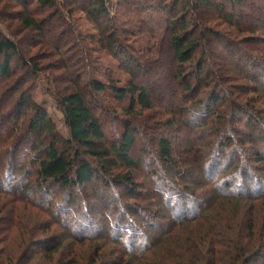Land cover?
<instances>
[{"label":"rangeland","instance_id":"rangeland-1","mask_svg":"<svg viewBox=\"0 0 264 264\" xmlns=\"http://www.w3.org/2000/svg\"><path fill=\"white\" fill-rule=\"evenodd\" d=\"M29 1L28 8L35 19L43 20L51 12ZM77 1L78 7L90 4L87 0ZM174 1H108L113 19L110 26L119 41L115 53L121 59L119 52L124 49L140 67L135 68L137 73L130 74L116 60L115 53L105 49L98 32L77 8H73L76 12L72 19L68 18L76 40H66L69 27L65 25L63 29L54 27L47 37L39 38L23 31L16 20L15 14L22 7L11 0H0V32L8 38L15 35L25 57V61L19 57L12 60L11 77L6 79L0 74V165L8 168L4 176L6 184L12 177L10 182L14 187L24 190L33 186L26 196L35 192L31 205H16L19 213L14 222L19 223L20 229L17 225L7 226L9 217L5 214L3 200L9 197L0 199V242L6 240L0 243V264L6 260L8 252L12 256L5 261L8 264H89L95 253L99 257L98 264L121 261L120 254L127 248L113 239L110 227L115 220L120 227L135 223L138 236L135 249L145 253L153 245L151 241L175 227L167 228L176 213L175 208L178 213L183 210L182 213L192 216L201 213V206L194 201H206L205 197L212 195L214 187L210 181L214 172H223L214 182L228 178L237 185L244 181L243 172H246L247 180L253 178L252 186L248 183L246 187L254 193L258 188L264 190V161H257L258 155L264 159V64H257L264 63V0L243 2L233 20L231 0H210L215 6L213 9L193 8L192 0H183L171 16H180L189 4L186 25L199 42L194 61L187 64L183 72L172 59L170 35L163 24L167 14L157 8L159 2L169 6ZM182 29L183 25H179L178 30ZM61 33L64 36H60ZM59 36L58 48L63 50L60 56L64 62L59 61L52 47H56L55 39ZM148 46L155 49L153 54ZM32 65H36L37 70ZM199 71H202L200 79L195 78ZM251 76H256L259 82ZM135 77L138 87L156 91L150 110L136 107L132 111L130 99L120 102L114 94L112 85L117 89L127 88ZM93 82L102 83L106 90L97 93L91 86ZM185 84L193 89L187 91ZM78 87L82 88L92 112L102 121L106 142L117 145L130 129L135 139L129 157L138 167L130 169L115 160L117 166L108 168L110 173L105 172V177L99 176L91 184L68 192L57 185L36 186L39 160L51 143L45 139L40 150L42 143L30 134L35 117L31 105L40 106L48 114L59 141H68L71 135L57 98ZM214 92L224 98L222 106L213 105ZM24 98L28 99L29 107L23 108L20 114L18 109ZM221 135L225 136L219 140ZM161 138H167L172 144L171 167H166L160 159L157 144ZM59 141L57 147L61 148ZM216 156L220 157L212 170L211 166L206 168ZM91 162L96 168H103L98 161ZM229 165L233 167L229 169ZM240 167L245 170L239 175L236 170ZM127 174H131L138 188L136 197L129 196L125 187L112 182L114 177ZM165 186L174 196L170 201L174 211L157 195ZM192 189L197 199L192 196ZM21 196L26 197L23 192ZM70 198L73 204L67 205ZM110 215H116V219L111 221ZM77 222L95 228L76 230L73 225ZM87 230L91 234L101 233L102 238L85 241L83 246L76 243V232ZM122 231L115 237L125 241L129 235L125 237ZM53 239L62 240L64 247L50 261L45 249L35 246ZM145 240L149 242L146 244ZM167 246V242L161 241L150 254L163 252ZM73 258L75 263H71ZM124 260L129 261L127 257ZM257 264H264V260Z\"/></svg>","mask_w":264,"mask_h":264},{"label":"trees","instance_id":"trees-1","mask_svg":"<svg viewBox=\"0 0 264 264\" xmlns=\"http://www.w3.org/2000/svg\"><path fill=\"white\" fill-rule=\"evenodd\" d=\"M16 6L22 7L20 12L15 14L16 20L20 23L23 31L31 34H36L39 38L47 37L52 29H63L64 25L69 27L67 29L68 35L66 40H74L73 28L68 24V18H71L75 14L73 8H77L79 12L85 15L88 23L95 28L98 32L99 40L104 45L108 52H114L118 49L117 35L114 28H111V11L109 8V0H87L90 4L87 7L79 6L77 0H68L63 2L61 0H32L36 3L39 9L51 11L49 15L43 20H37L33 17L32 12L29 10L30 1L11 0ZM183 0H175L174 3L169 6H164L161 2L158 3V7L161 13L167 14V20L163 23L166 27L167 33H169V48L173 61L179 66L180 72L185 70L187 64L194 61L195 54L198 50V40L193 38V34L188 31L187 18L185 17L186 5L183 14L177 17H172V13L183 2ZM247 0H231L234 3L232 9L231 20L236 17V10L239 6ZM18 2H20L18 4ZM194 2L191 7H199L205 9L215 8L214 4L210 0H192ZM219 13L221 8L218 6ZM184 16V18H183ZM182 17V18H180ZM72 19V18H71ZM179 25H183L182 30H178ZM60 36H64L61 33ZM60 36L57 38L56 47H53L54 52L60 57L59 61L64 62L65 59L60 56L63 51L58 48L60 42ZM14 37H16L14 35ZM14 37L8 38L2 32H0V74L2 77L8 79L13 74L12 60L15 57H19L22 61H25V57L22 56L21 45ZM93 38V37H92ZM76 40V39H75ZM94 40V38L92 39ZM149 52H154L153 48L147 47ZM118 54L115 53L114 57L119 60L122 67L126 68V72L135 74L138 71L135 68L140 69L137 62L132 55L127 54L124 49L120 50ZM152 52V54H153ZM33 60V57L31 58ZM256 60V59H255ZM27 61V60H26ZM254 62H257L254 61ZM28 62H26L27 64ZM30 64V62H29ZM257 64H264L263 62H257ZM242 65V64H240ZM37 70L36 65H32ZM137 66V67H136ZM37 72V71H36ZM202 71H199L195 78L199 77ZM254 80L259 82L260 79H256V76H251ZM260 78V77H259ZM251 79V81L253 80ZM138 79L135 77L128 84L127 88L117 89L115 86H111L114 89L115 96L120 102H125L130 99V110H134L136 107H140L142 111L150 110L154 101V93L150 92L145 87H138L136 82ZM201 81V80H199ZM202 82V81H201ZM94 91L97 93H103L106 90L105 85L98 82L91 83ZM261 87V86H260ZM264 88V84L262 86ZM185 89L191 91L193 88L190 84H185ZM211 101L215 107L222 106L225 103L223 97L220 94L214 92ZM28 99L24 98L21 106H19V113H22L23 108L29 107ZM57 102L61 108L64 116V121L67 129L70 132L71 138L68 141H59L56 134L55 125L48 114L42 110L38 105L32 104L31 108L34 111L35 117L31 121L30 134L37 137L40 145V150L44 147L45 139H49L50 145L46 150L43 158L39 160V168L37 170V182L36 186H60L65 192L72 190L75 187L82 188L92 183L95 179L105 177L104 173H110V167H116L117 162L130 169L137 168L138 164L133 162L129 157L131 147L134 143L135 136L127 129V131L120 138V142L117 145H112L105 140L104 126L102 121L92 112L90 109L88 100L83 93L82 88L78 87L74 92L65 94L57 98ZM242 112V111H239ZM240 115V114H238ZM219 118L222 116H218ZM170 125V124H169ZM219 134V133H218ZM226 135V134H225ZM225 135L218 137L219 140L224 138ZM228 135V134H227ZM228 138L226 141L228 143ZM61 144V148L57 147V143ZM226 143V142H225ZM74 149L73 153L70 152ZM157 149L160 155V159L163 161L166 167H171L173 162V149L172 144L167 138H161L158 141ZM39 150V151H40ZM38 148L35 149V152ZM209 152L208 154H210ZM207 155V154H206ZM220 156H216L211 165L208 164L206 168L212 170L213 165L216 163ZM91 160L98 161L100 166L96 168ZM116 160V161H115ZM258 162H263L264 159L260 155L257 158ZM233 167V165H229ZM8 168L0 165V199L9 197L8 200H3V208L5 214L9 217L7 220V226L11 228L20 225L15 224V219H18V203L29 204L33 202L31 196L35 192H32L30 197L26 196L27 192H31L32 187L26 189H20V187L12 186L11 179L7 184L4 182V176L8 173ZM245 170V168H237L239 175ZM207 171V169H205ZM247 171V170H246ZM225 172V171H224ZM228 172V169L226 170ZM209 173V172H208ZM223 172H214L211 174L213 177L210 181L213 183L214 190L210 197H205L206 201H194V204H199L201 213L188 215L176 213L172 215V222L168 223V227L174 226L172 229H167V233L160 234L159 238H156L152 242V246L145 250V253H138L135 249L136 242L138 240L137 229L135 223L128 222L127 226L120 227L119 223L112 222L111 229L113 239L115 242L122 244L127 250L120 254L123 260L110 262L111 264H257L258 261L264 260V190L251 192V188H247L246 185L253 183V178L248 179V173L243 172V182L237 185L228 178H220L217 183L214 182L215 178ZM237 173V172H236ZM15 177V176H13ZM218 179V178H217ZM223 179V180H222ZM227 179V180H226ZM257 179V178H255ZM112 182L118 187H125V190L131 197L138 195L137 186L133 182L131 174L123 175L120 177H114ZM5 183V184H4ZM250 186V187H251ZM35 188V187H34ZM164 190L160 191L157 195L162 203L168 205L170 210H173L170 206V201L174 197L171 192H168V188L163 187ZM20 190H22L20 192ZM223 192L222 195L219 192ZM27 197H22L21 194ZM192 196L197 199V193L192 189ZM206 193L205 195H207ZM3 196V197H1ZM209 196V195H208ZM255 201H258L257 204ZM72 199L67 202V205H72ZM26 207V206H24ZM49 205V209L51 208ZM135 208V207H134ZM174 211V210H173ZM13 216V217H12ZM82 217V216H81ZM112 219H116V215H110ZM16 219V220H17ZM76 230L88 229L91 231L95 226H89L84 223L77 222L75 225ZM124 230V231H122ZM88 231V230H87ZM77 231V237L74 238L76 243L84 245L85 241H96L102 238V234H91V232ZM129 238L125 241L115 237L119 232ZM7 232V229H6ZM147 232H144V234ZM121 236V239L123 237ZM112 237V235H110ZM5 237V236H4ZM8 237V236H6ZM115 237V238H114ZM128 237V236H127ZM149 240L150 237H148ZM145 239V238H144ZM6 240L0 242L3 244ZM162 243L167 242L168 246L160 253L150 254L154 248ZM146 244L149 242L144 241ZM35 247L44 248L46 257L50 261L52 257L59 253L63 249L64 244L62 240L56 242L55 239L48 242H41ZM149 251L147 252V250ZM74 252V251H73ZM72 252V253H73ZM74 252V257H75ZM1 255V253H0ZM150 255V256H149ZM128 258V263L124 258ZM12 258L10 252L7 253L5 261H9ZM99 257L95 253L89 264H98ZM75 258L71 263H75ZM5 261H1L2 264H8Z\"/></svg>","mask_w":264,"mask_h":264}]
</instances>
